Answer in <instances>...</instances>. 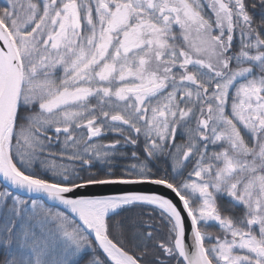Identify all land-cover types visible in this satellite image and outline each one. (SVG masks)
<instances>
[{
    "label": "snow or ice",
    "instance_id": "snow-or-ice-1",
    "mask_svg": "<svg viewBox=\"0 0 264 264\" xmlns=\"http://www.w3.org/2000/svg\"><path fill=\"white\" fill-rule=\"evenodd\" d=\"M0 264H264V0H8Z\"/></svg>",
    "mask_w": 264,
    "mask_h": 264
},
{
    "label": "trees",
    "instance_id": "trees-1",
    "mask_svg": "<svg viewBox=\"0 0 264 264\" xmlns=\"http://www.w3.org/2000/svg\"><path fill=\"white\" fill-rule=\"evenodd\" d=\"M7 5L5 4V0H0V8L6 7ZM184 142L181 138V133L180 130H177V143H182ZM62 161L57 158L56 159V163H61ZM130 162H134V161H126V163H130ZM165 165H162L159 163L158 167H164ZM122 167L123 165H119V166H114L112 169H110L108 171V175L113 176V177H119L123 175L122 172ZM159 168L157 167H153V171H157ZM95 174H103L97 170H94ZM218 203L220 204L222 210H226V211H231L233 212L236 216L241 215L240 210L239 209H232L230 206V202L227 198L224 199H220L218 200ZM52 208V207H50ZM53 209H57V208H53ZM59 210V209H57ZM61 211V210H59ZM143 218L145 220H148L149 217H151V223L153 225V227H155L157 229L158 234L160 235L161 238H164L166 236V229L163 226V221L162 218L159 215L158 211H153L149 208H141V207H129L123 210L122 213V217L120 218H126L128 220H133V219H137V218ZM209 230L213 233V235H220L221 231L218 228L217 225L215 224H210L209 225ZM148 247L150 249H153L152 252L149 253V257L153 256V255H160V250L156 247L155 242H149L148 243Z\"/></svg>",
    "mask_w": 264,
    "mask_h": 264
},
{
    "label": "water",
    "instance_id": "water-1",
    "mask_svg": "<svg viewBox=\"0 0 264 264\" xmlns=\"http://www.w3.org/2000/svg\"><path fill=\"white\" fill-rule=\"evenodd\" d=\"M77 193L86 195L89 197H111V196H120L128 193H156L163 197L169 198L176 203L178 210H181L182 216L185 218L186 230L189 227L190 220L187 218L186 212L182 209V203L171 193L170 190L164 188L163 186L151 185V184H136V185H122V184H113V185H92L83 190H77ZM21 196H24V193H19ZM71 195V194H70ZM46 205L58 208L60 207L55 205L51 201H43ZM189 240V237L186 235V242Z\"/></svg>",
    "mask_w": 264,
    "mask_h": 264
},
{
    "label": "flooded vegetation",
    "instance_id": "flooded-vegetation-1",
    "mask_svg": "<svg viewBox=\"0 0 264 264\" xmlns=\"http://www.w3.org/2000/svg\"><path fill=\"white\" fill-rule=\"evenodd\" d=\"M8 1L7 0H5V4L6 5H8V3H7ZM112 139V135L110 134L108 137H107V140L105 141V142H108V141H110ZM159 166V163H156L155 164V167H157V168H159V169H161L162 167H158Z\"/></svg>",
    "mask_w": 264,
    "mask_h": 264
},
{
    "label": "rangeland",
    "instance_id": "rangeland-1",
    "mask_svg": "<svg viewBox=\"0 0 264 264\" xmlns=\"http://www.w3.org/2000/svg\"><path fill=\"white\" fill-rule=\"evenodd\" d=\"M8 1V0H7ZM8 3V2H7ZM193 179H194V177H193ZM42 202V201H41ZM43 203V202H42ZM45 205V204H44ZM45 207H47V208H50L49 206H47V205H45ZM50 210L52 211V212H57V211H59V210H57V209H53V208H50Z\"/></svg>",
    "mask_w": 264,
    "mask_h": 264
}]
</instances>
